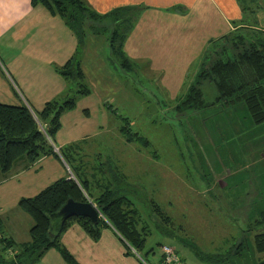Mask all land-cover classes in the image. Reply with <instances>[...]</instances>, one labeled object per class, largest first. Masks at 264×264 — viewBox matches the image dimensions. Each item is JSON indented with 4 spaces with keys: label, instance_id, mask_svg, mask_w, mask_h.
<instances>
[{
    "label": "rangeland",
    "instance_id": "1",
    "mask_svg": "<svg viewBox=\"0 0 264 264\" xmlns=\"http://www.w3.org/2000/svg\"><path fill=\"white\" fill-rule=\"evenodd\" d=\"M84 1L95 7L92 0ZM141 9L132 8V16L111 29H102L105 22L107 27L112 26L111 19L86 21L84 41L91 43L89 53L94 57L83 60L84 46L74 61H81L87 72L91 71L88 65L93 64L97 74L101 67V72L109 75V83L99 86L95 79L93 90L85 73L84 78L76 79L69 95L77 97L76 105L62 114L56 137H82L86 133L93 136L78 145L86 149L91 144L93 150L89 152L96 156L98 167V160L108 159L112 149H119L120 140L109 135L111 130L116 131L114 123L137 132L140 138L130 141L138 146L140 156L155 154L151 161L156 166L162 167L164 161L170 167L165 165L161 178H155L159 181L153 191L142 178L134 180L140 190L131 196L133 200L128 198L137 210L138 227L146 228L144 246L139 253L133 248L130 251L148 264L162 263L164 245L176 251L180 264H208V257L214 254L225 259L224 251L244 231L251 245L250 236L264 231V226L254 225L264 211V122L253 123L243 103L227 109L223 106V110L219 104L202 109L192 104L182 111L177 104L196 84L204 68L224 54L235 52L232 44L240 41L233 40L234 36L241 35L247 45L251 40L264 42V0H167L162 6ZM125 24L131 28L127 34L123 33ZM230 24L236 28L230 30ZM113 29L119 32L115 41L125 35L119 50L122 55L108 46ZM56 33L61 35L62 30ZM127 42L129 48L125 47ZM114 45L117 48L119 44ZM238 47H242L240 43ZM79 51L80 48L76 52ZM121 57L130 65L122 66ZM80 85H86L91 92L80 93ZM199 87L206 102L217 96L212 81H204ZM124 92L132 97L126 98ZM29 99L32 109L38 110L36 98ZM118 131L125 140L123 132ZM126 149L128 146H123V151ZM112 158L109 164H103L105 172L93 168L95 178L88 179L89 187L95 181L106 187V174H114ZM68 162L73 165L69 158ZM138 163L142 170L144 163ZM41 164L25 178L18 176L0 183V211L12 209L21 197L33 196L51 183L44 177L48 170L41 169ZM57 167L65 170L59 161ZM9 172L0 175L7 177ZM76 172L81 177L85 175L83 169L77 168ZM167 181L169 189H164ZM30 184L33 190L24 189ZM128 184L125 178L119 182L111 179L108 189L125 196ZM157 208L163 218L154 211ZM101 218L106 220L103 215ZM258 256L253 250L244 251L232 264H256ZM261 256L264 258V254Z\"/></svg>",
    "mask_w": 264,
    "mask_h": 264
},
{
    "label": "trees",
    "instance_id": "2",
    "mask_svg": "<svg viewBox=\"0 0 264 264\" xmlns=\"http://www.w3.org/2000/svg\"><path fill=\"white\" fill-rule=\"evenodd\" d=\"M30 2L31 5H42L52 15L61 16L66 26L76 36L78 45L86 37V21L101 22L111 19V24L113 23L111 27H107L106 22L102 27V29H111L117 27L125 18L131 17L133 11L130 7L120 6L105 14H99L87 6L84 0H31ZM128 26L125 24L124 34L131 31ZM118 34L119 32L113 29L108 42L111 50L120 53L119 50L125 42V35L121 36L119 41H115ZM235 39H239L238 43L242 47H238L237 42L233 43L232 46L236 49L234 53L224 54L198 74L196 84L177 104L180 111L183 107L192 104L196 105L197 109L211 108L219 104L223 110V106L227 109L243 103L253 123L264 122V42L251 40L247 45L241 35L234 36L233 40ZM115 42L119 44L117 48L114 45ZM74 60L71 59L64 65L62 73L76 83V79L84 78V71L80 61ZM121 60L122 66L130 65L124 57H121ZM204 81H212L217 93V96L209 102L204 100L199 87ZM80 86V93L88 95L91 92L86 85ZM76 98L72 95L59 100L46 101L42 108L36 111L25 99H19L17 103L0 102V173L7 174L19 161H24L27 167H31L41 157L54 155L62 158L70 166L74 176L58 178L35 195L21 197L17 201L18 208L32 221L29 240L17 243L9 236L0 237L2 242L0 264H31L50 248L58 249L67 264H79L59 240L62 231L75 221L92 238L99 237L102 227H111L126 242L130 250L133 248L137 253L145 244L146 225L138 227V213L133 202L126 195L117 194L116 191L108 188L100 189L98 195L92 198L88 179L84 180L76 172L77 168L83 169L84 164L80 161L79 167H75L68 162V158L72 162L69 153L62 151V148H59L60 154L55 151L53 141L61 127L62 114L74 109ZM120 130L126 141L140 138L137 132H131L127 126L121 125ZM69 197L79 202L91 199L90 201L106 220L98 217L97 224L92 225L90 219L85 216H72L64 222L59 232H48L49 222L46 214L57 210ZM154 211L162 217V211L159 208ZM261 213V218L254 222L255 227L264 226V211ZM164 218L168 220L167 216ZM1 231L0 229V233ZM245 233L246 231L224 251L225 259H220L218 254H214L208 257L207 263L232 264L235 257L242 256L244 251L249 253L253 250L260 255L256 264H264V258L261 256L264 254V231L250 236L252 245ZM250 258L253 259V256Z\"/></svg>",
    "mask_w": 264,
    "mask_h": 264
},
{
    "label": "crops",
    "instance_id": "3",
    "mask_svg": "<svg viewBox=\"0 0 264 264\" xmlns=\"http://www.w3.org/2000/svg\"><path fill=\"white\" fill-rule=\"evenodd\" d=\"M30 1L0 0V102L8 103L12 100V103H17L19 99L24 98L31 107L33 105H30L31 100L29 98H36L34 105L39 110L46 100L48 101L51 98H64L74 91V80L68 79L69 77H66L62 73L64 65L71 59L80 57V54L83 53H81V49L84 46L85 52L83 54V60H86V58L92 60L94 54L90 55L89 53L91 43L87 44L86 41H83L78 45L76 36L66 26L61 16L52 15L40 4L31 5ZM92 1L95 7H91L90 5L89 7L99 14H105L120 6L136 7V10H142L141 7L148 9L151 6H162L167 0ZM222 7L224 8V6ZM235 28L236 26L230 24V30ZM56 30H59L60 33L62 30L61 35H58ZM127 45L128 42L125 47L129 48ZM78 48H80V51L76 52ZM81 67H84L82 70L86 74V81L93 90L95 89L93 85L95 79L98 80L99 86H104L109 83V75L101 72V67L98 74L93 70L97 69L94 68L93 64L87 66L91 70L90 72L86 71V67L83 64ZM119 93L120 91H117V94ZM124 95L126 98L132 97L126 92H124ZM3 98L7 101H3ZM114 126L116 131L112 132L111 130L109 135L114 134L120 140L119 149H112V154L108 155V159L98 160V167H95L96 156H92L89 152V150H93L91 144L88 143L86 149L85 147L81 148L80 144L78 145L80 141H86L90 137H93L88 135V133L83 134L82 137L74 135V137L68 138L56 137L55 135L53 141L55 151L60 154L59 148H62V151L69 153L68 155L71 157L75 167H79L81 161L85 166L83 168L85 175L82 177L84 180L95 178V175L92 173L93 168H99L102 172H105V168L102 166L103 164H109L110 157L113 156V167L111 169L113 168L114 174L111 177L109 174H106V187H100L99 183L96 181L93 182V185L89 187L92 195L95 192L99 193L100 189L108 188L111 184V179L114 182H119L122 178L129 181L125 189V195L130 199H132L131 196L136 195L140 190L134 180L142 178L151 185L153 191L159 181L155 178H161L163 168L165 165L170 167V164L162 161V167L156 166L155 162L153 163L151 161L152 157H156L155 154L150 155L144 153L140 156L138 146L134 147L132 141L123 140L121 137L118 131V128L119 130L121 128V123L119 125L114 123ZM123 146H128V149L123 151ZM124 153L125 158L123 157ZM134 160L136 161L135 163L133 162ZM139 160L144 163L142 170L138 167ZM44 161L46 162L43 166L41 163ZM58 161L65 170L63 168L58 169ZM38 164H41L40 168L42 166L43 169L48 170L44 177L49 178V182L61 177L73 176L70 166L62 158L48 155L38 159L31 167H27L24 161H19L18 167L15 168V164L7 177L0 175V183L11 181L14 177L18 176L25 178V175ZM38 171H35V173ZM148 177L153 179L146 180ZM179 177L181 178V175ZM179 182L182 184L180 179ZM163 187L164 189H169V181ZM33 188L34 186L30 184L24 189L33 190ZM98 193L93 195L92 198L97 196ZM31 225L32 221L30 217L21 211L17 205L10 210L0 211L1 238L2 236H9L17 243L26 242L29 240V229ZM59 240L61 245L79 264H148L145 259L130 252L126 242L111 227H102L99 237L92 238L75 221L62 231ZM0 246L2 247V242H0ZM31 264L67 263L58 249L50 248Z\"/></svg>",
    "mask_w": 264,
    "mask_h": 264
},
{
    "label": "water",
    "instance_id": "4",
    "mask_svg": "<svg viewBox=\"0 0 264 264\" xmlns=\"http://www.w3.org/2000/svg\"><path fill=\"white\" fill-rule=\"evenodd\" d=\"M72 216H85L90 219L92 225H96L99 211L90 200L79 202L69 197L57 210L46 214L49 222L48 232H59L64 222Z\"/></svg>",
    "mask_w": 264,
    "mask_h": 264
},
{
    "label": "built area",
    "instance_id": "5",
    "mask_svg": "<svg viewBox=\"0 0 264 264\" xmlns=\"http://www.w3.org/2000/svg\"><path fill=\"white\" fill-rule=\"evenodd\" d=\"M101 213L99 212V217H101ZM161 264H180V259L176 251L172 249L170 246H162L161 247Z\"/></svg>",
    "mask_w": 264,
    "mask_h": 264
}]
</instances>
